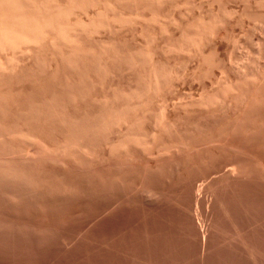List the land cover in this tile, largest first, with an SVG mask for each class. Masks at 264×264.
Returning a JSON list of instances; mask_svg holds the SVG:
<instances>
[{"label":"bare ground","instance_id":"obj_1","mask_svg":"<svg viewBox=\"0 0 264 264\" xmlns=\"http://www.w3.org/2000/svg\"><path fill=\"white\" fill-rule=\"evenodd\" d=\"M176 6V0H0V207L25 205L42 211L124 183L123 172L113 170L111 160L133 161L139 151L164 155L168 150L157 149L160 135L174 129L182 113L196 114L193 123L225 135L242 132L244 137L261 126L260 121L254 125L251 114L264 103V0H254L259 16L252 23L261 32L256 55L240 52L236 59L220 58L236 76L217 79L213 90L180 102L181 114L174 113L177 103L164 97L186 75L176 69L175 58L211 61V48L233 13L197 17L187 22L179 37L156 44L148 27L165 32L169 23L177 22L166 11ZM125 29L138 31L144 42L127 46L119 34ZM125 77L129 80L122 84ZM158 99L162 102L155 109L151 104ZM99 145L104 151L101 158ZM56 164L61 167L51 169ZM256 165L264 174V162ZM223 170L231 178L249 172L236 162L226 163ZM19 224L0 217V232L23 236L27 230ZM42 229L36 232L39 238Z\"/></svg>","mask_w":264,"mask_h":264},{"label":"rangeland","instance_id":"obj_2","mask_svg":"<svg viewBox=\"0 0 264 264\" xmlns=\"http://www.w3.org/2000/svg\"><path fill=\"white\" fill-rule=\"evenodd\" d=\"M184 1L176 0L181 6L166 11L165 15L169 19L175 18L177 22L173 25L169 23L165 32L159 31L158 26L148 27L156 44L163 45L169 39L179 37L187 22L200 16L228 11L233 13V20L221 27L219 35L223 36L216 39L218 43L215 41V47L206 48V52L209 51L207 54L210 53V48L214 49L211 61H203L201 66L197 58L191 59L190 63L182 56L175 58L176 69L186 73L172 90L164 94L169 102L177 103V107L173 109L174 113L177 111L175 114L182 112L178 105L180 102L197 99L203 91L213 90L217 79L234 78L235 73L228 66L225 67V63L219 62V59H226L227 56L236 59L240 52L254 57L261 33L253 24L259 16L254 12V0ZM244 14L247 19L243 18ZM119 34L127 42V46H136L145 39L133 29H125ZM128 80L126 77L121 78V83L127 84ZM115 81L118 82V79ZM196 95L200 96L195 97ZM161 102L160 99L155 100L151 106L156 109ZM196 116L192 114L187 117L182 113L177 128L160 135L157 149L168 150L166 155L150 156L139 151L133 161L125 159L121 164L122 158L112 159V163L115 161L113 170L123 172L124 183L96 190L97 192L70 200L60 204L61 206H49L42 211L25 205L17 208L1 206L2 219L20 223V226H28L29 229L25 228L27 231L23 236L0 232V264H264V174L256 165L264 162V103L251 114L254 125L260 121L261 126L250 134H244L245 138L242 132L225 135L211 127L193 123L191 120ZM148 128L151 129V126ZM216 141H220V144ZM236 144L245 146L241 149ZM253 150H257L263 157ZM103 152L99 145L97 155L100 158ZM229 162L241 164L249 171L248 175L231 178L222 173L224 165ZM100 164L102 165L101 161L96 164L97 168ZM60 167L56 164L51 169ZM141 181L144 182L140 183ZM29 224L37 228H30ZM41 229L44 233L39 238L36 232ZM42 238L46 241L43 242ZM6 244L11 246L7 247Z\"/></svg>","mask_w":264,"mask_h":264}]
</instances>
